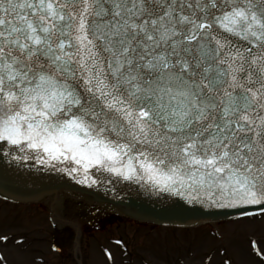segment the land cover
Listing matches in <instances>:
<instances>
[{
    "label": "snow or ice",
    "instance_id": "6c2138e0",
    "mask_svg": "<svg viewBox=\"0 0 264 264\" xmlns=\"http://www.w3.org/2000/svg\"><path fill=\"white\" fill-rule=\"evenodd\" d=\"M0 154L264 212V0H0Z\"/></svg>",
    "mask_w": 264,
    "mask_h": 264
},
{
    "label": "rangeland",
    "instance_id": "374dc122",
    "mask_svg": "<svg viewBox=\"0 0 264 264\" xmlns=\"http://www.w3.org/2000/svg\"><path fill=\"white\" fill-rule=\"evenodd\" d=\"M78 213L79 208L68 204L62 215L71 225H79L81 236L70 225L59 229L58 223L54 222V229L47 207H16L0 203V237L12 235L5 245H0L3 247L0 252L9 254L11 246H19L14 245L15 237L23 235L28 240L32 239L33 246H39L38 252L43 253L44 262L42 260L37 264H60L57 257L65 255H56L52 251L53 244L57 249L63 245L68 246L73 252L72 258L77 249L87 264H264L249 249L252 238L264 254V216L204 225L196 229H168L120 221L119 218H108L105 222L100 220L97 223L99 227H88L85 220H79L75 216ZM9 229L13 232L6 231ZM117 236L127 242L126 252L119 251L117 246L111 244V240ZM60 239L63 240V245ZM38 240L41 243H37ZM26 245L31 243L25 241L21 246ZM13 252L15 261L18 262L16 264H29L34 254L33 251L29 252V259L19 260L16 259L17 249L10 254ZM4 258L6 262H13L6 256Z\"/></svg>",
    "mask_w": 264,
    "mask_h": 264
},
{
    "label": "water",
    "instance_id": "95a60500",
    "mask_svg": "<svg viewBox=\"0 0 264 264\" xmlns=\"http://www.w3.org/2000/svg\"><path fill=\"white\" fill-rule=\"evenodd\" d=\"M59 191L82 194L95 202L107 204L132 218L169 226H193L205 221L245 215V212L261 211L259 206H252L247 209H213L211 215L207 214V210H202L203 214L198 219L188 220L167 215L156 216L151 210L167 207L168 202L154 196L149 191H145L139 185L124 182L116 184L114 189L108 191L103 187L86 188L76 185L67 176L34 166L32 162L17 164L0 154V197L16 202H29L41 200L45 196H50ZM50 199L52 200V198ZM53 204L51 203V205ZM146 226L161 228L148 224Z\"/></svg>",
    "mask_w": 264,
    "mask_h": 264
},
{
    "label": "bare ground",
    "instance_id": "6f19581e",
    "mask_svg": "<svg viewBox=\"0 0 264 264\" xmlns=\"http://www.w3.org/2000/svg\"><path fill=\"white\" fill-rule=\"evenodd\" d=\"M52 207L54 206V204L53 205H51ZM54 211V210H53Z\"/></svg>",
    "mask_w": 264,
    "mask_h": 264
}]
</instances>
